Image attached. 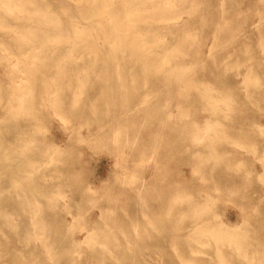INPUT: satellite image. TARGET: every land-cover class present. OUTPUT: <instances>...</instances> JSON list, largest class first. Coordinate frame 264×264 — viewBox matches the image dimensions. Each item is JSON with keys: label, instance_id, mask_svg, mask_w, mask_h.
Instances as JSON below:
<instances>
[{"label": "rangeland", "instance_id": "rangeland-1", "mask_svg": "<svg viewBox=\"0 0 264 264\" xmlns=\"http://www.w3.org/2000/svg\"><path fill=\"white\" fill-rule=\"evenodd\" d=\"M36 1L40 7L46 6L48 9H45L50 10L53 15L60 16L59 18L63 21L65 27L70 29L71 24L75 28L78 25L76 29L81 30L83 28L82 31L84 30L85 33L87 31V37L83 38V41L78 44L79 47H76L77 49L71 52V55H73L72 60L68 59L64 53H60L52 58L45 57L48 56V53H44L43 57L45 59L43 58V60L45 63L50 64L41 68V70L36 69V71L33 68L35 63H37L36 60L39 59L34 58L31 56L32 54L28 53H31L32 50L30 51V49L32 48L29 47L30 45H27L29 41L21 40L22 33H24L21 28H24V31H29L32 28L34 31H39V28L42 26L32 20H21L18 13H16L17 16L13 14H9V16L7 13L2 14L0 9V22L5 27L0 28V115L4 113L8 114L7 107L14 104L11 98L15 95L22 94V92L23 94L28 93V97L32 95L30 98L25 99L24 104L25 106L28 105V108L24 106L26 112H23V114L21 112L14 117L18 130L16 129L14 135L6 139L7 142L5 144L9 143L15 146L17 145L16 143L23 144L21 142L25 141L27 142V146L30 145L29 149L38 146L39 148L49 149L52 152L54 160H50V164L40 166L41 156L39 157L38 151L30 150L26 153L27 157H22V160L24 163L29 164H25L26 169L22 168L21 171L15 174L16 176L22 174V177H24L21 180V184L25 190H18V193L23 194L21 197L18 196L22 200H28L27 205L29 207L31 206V203L29 204L30 199L33 200L32 197L30 198L33 190L39 193L36 196V200H42V202L47 198L52 200V197H54L53 200L69 199L71 213L67 214V212H63L58 214L57 218H53L48 216L50 209H44L41 214L45 218V221L42 220V224L44 223L43 225H47V228H50L49 232L44 230L50 235L48 238H50L49 242L51 247H53V249L51 248V255L55 259L51 261L53 258L48 259L40 239H36L35 242L33 234L29 233L30 235H28L26 241H23L25 234L23 227L25 219L23 216L25 214L17 205L18 200L21 199L19 197L17 199V191L10 186L9 174L1 171L0 189L1 192L4 191L2 192L3 201L0 204V217H2L0 218V264H109L115 261L114 259H111V261L108 259L110 253L115 251V249H131L134 247L135 241L143 238L145 233L157 235V232H154L150 226L149 221L165 214L167 204L162 205L161 203L171 198L176 202L175 207L173 206L176 216L173 217V220L176 219V223L174 224L177 225L173 232L176 234L166 239L163 246H159L158 244L149 246V249L154 251L153 255L156 259L161 260H153L151 263L147 262L148 264H264V88L260 90V87L264 85V78H262L264 77V0H172L173 5L175 3L177 7L178 3V9L183 11V13L181 12L180 19L170 23L172 30L167 27L168 25L164 21L160 22L159 20V22L157 20L156 22L152 21L147 26L141 25V28L145 29L147 36L163 37L162 39L165 43L161 47H158V50L156 49L155 53L151 55V57L155 55V58H160L159 62L164 57H170L171 49L174 46H179V49L187 53H179L177 56L171 55L169 58V62L171 63L167 67H174L176 65L174 64V59L180 58L177 62L180 69H183V67L189 69V71L187 70L188 72L182 75L187 79L179 80L174 86L162 80L158 83L151 81L150 78L152 76L149 74V71L141 72L134 70L132 68V53H128L127 50L123 49L113 52L106 50L107 53L115 55L118 58L117 70L113 69L114 59L110 58L111 63L108 70L98 67L87 71L86 74H81V68L85 66L82 62L91 63L84 60L86 54H89V57L93 58L94 52H96L94 50H98L99 52L109 42H113L116 38H113L111 33L115 29L108 27L110 26L109 23H106V27L105 21L102 19L98 18L101 22L99 20L90 22L79 16L78 9H82L81 11L90 9V5H86V1L88 0ZM120 1L114 0L113 6L111 5V8H114V5L117 6L121 3L117 7L115 6V11L118 10L116 13L120 12L118 18L120 19L123 15L122 19L118 20L120 22L117 31L120 30L123 33L127 31L126 25L129 24L130 20L128 21L129 17H125V15L129 9V12L135 13H131L133 16L137 15L135 17L130 15L132 20L134 19L132 24H135V18L137 19L141 12L149 11L148 13L153 12L154 16L155 14L156 17L159 16L157 11L150 12L152 8L150 3L151 5L157 4L160 0H155L154 2L145 0V2H148H141L142 5L139 4V6L133 3L135 5L134 7L131 4L134 7L133 9L131 5L130 7L128 6L131 0H127L128 3L125 0ZM4 2L7 3L8 0ZM158 3L160 4L161 2ZM86 6H88V9H85L87 8ZM135 8L138 9L137 13ZM148 13L146 12L145 14ZM126 16L129 15L127 14ZM12 17L15 19L19 18V21H15ZM5 22L11 25L9 27L13 31L9 30L8 24ZM135 22L136 24L139 23L138 21ZM96 23L100 24V26L103 24L102 29ZM91 24L93 25L90 26ZM121 26H125V29ZM254 26H258V28ZM19 27L21 28L19 29ZM141 28L140 31L142 30ZM144 29L142 30L143 33H145ZM258 29L259 31H257ZM120 31L118 33L122 34ZM193 32L196 34L195 36ZM11 34H13V39L11 38L13 41L8 38L12 36ZM18 38H20L21 42H19L20 40L18 41ZM102 38L103 40H101ZM88 43L90 45L93 43L92 47ZM117 44L128 46V43L123 42H118ZM22 45H27L28 47H25V49ZM8 48H11V50ZM21 49L25 51L22 52ZM27 49H29L28 52H26ZM5 52L10 54V57ZM157 52L160 53L158 54ZM16 53H19L22 58L20 55H14ZM42 53L40 55H43ZM23 56L26 58L24 59ZM30 57L35 59L34 63L30 62L31 60L33 61ZM6 59L10 60L6 61ZM15 59L18 62L23 60L22 64L20 62L16 63ZM57 61H68V63L76 64L78 72L69 70L63 73L59 71L60 68L55 63ZM223 64L226 65L223 66ZM30 66H33V68ZM228 66H230L229 69ZM222 68H224V71ZM21 69L24 72L23 74ZM23 69L25 71L26 69H31V73L29 72L28 74L29 70H27L25 77ZM246 70L250 73L247 74ZM11 71L15 73H13L14 76L13 74L11 75ZM161 71L155 73L161 79L172 77L170 76L171 72L174 77L176 74L180 76L179 72L174 73V71L165 69ZM193 73L196 74L194 75ZM15 75L18 77L15 78ZM32 75L35 77V80L31 77ZM191 75L192 77H190ZM11 76L13 77L11 78ZM76 76L83 77L82 81L79 82L74 79ZM145 76L148 78L146 81L142 80ZM253 76L256 78H253ZM52 77L58 79L52 81ZM26 78L31 80L27 79L28 84L26 83ZM217 78L224 79V81L219 82L216 80ZM250 78L253 81L258 78V81L253 82ZM12 81L19 83L15 84ZM185 83H187L190 90L193 89L190 91ZM245 83L249 86L248 89ZM249 83H251V86ZM257 83H261L260 86ZM45 84L48 87V92L53 93L55 91L57 93L55 94L54 92V95L52 93L47 94ZM192 84H194L195 88ZM12 85H15V89ZM181 86L185 87L182 88ZM12 87L13 90H11ZM20 87H23L22 92L20 91ZM29 87L33 90L29 91ZM203 87L209 91L206 92ZM25 90L26 92L24 93ZM11 92L14 96L10 94ZM45 92L46 96L49 95L50 99L45 96ZM204 92L207 94H204ZM252 92L253 94H251ZM208 93H211V96ZM75 94L76 96H73ZM190 94L197 95L196 101L189 102L186 100ZM226 94L229 98L225 97ZM53 97L56 102L51 100ZM75 97H78L76 102H74ZM213 97L217 99L214 98L215 102L212 99ZM220 98L221 101H219ZM251 98L254 100H250ZM27 99H32V102L26 101ZM230 99L232 103L229 102ZM258 100L260 101L258 102ZM51 102L53 104H49ZM54 103L57 106L59 105L57 109ZM226 103H230V108ZM211 104L212 106H216V109ZM225 104L230 109L227 108L229 110L228 113L234 112L233 114H227L226 111L228 110H226ZM44 105H47L46 108ZM102 109L106 110L100 112L99 110ZM213 109L219 111L216 112ZM59 110L61 113H59ZM221 111L224 112L222 113ZM55 112L56 115L54 114ZM187 113H189L188 116ZM182 114H185L184 117L181 116ZM224 114L228 115V117H225ZM0 119L2 120V118ZM206 125L209 127H206ZM211 126H215V128L213 127L215 130ZM192 135H196L197 138ZM197 139H199L198 141L201 140V142H196ZM211 155L214 156L210 158L212 161L209 160ZM206 157H208V160ZM216 158H218V162L215 164ZM211 164H215L216 166H212ZM27 167L29 170L31 167L35 168H31L29 171ZM212 168L213 171H211ZM30 181L34 183H28ZM30 185L35 186V188L29 189L31 188ZM24 192L28 196V198L26 196L27 199ZM40 193L45 196H42ZM60 195L64 196V198ZM201 208V215L193 216L196 219L191 218L192 212ZM106 212L109 213L107 214ZM186 212L191 214V217ZM5 213L8 214V218H6ZM9 216L11 219H9ZM60 221V229L58 230L61 232L59 235L74 224L72 236L78 242L82 241L87 232L86 229H81L80 227L81 225H86L90 231H94L93 238L97 239V242L108 241L107 244L110 246H108L109 252L107 251V256L105 249H99L98 246H102L100 243L88 244L83 242L77 247V250L80 252L79 260L70 261V256L77 257L78 252L72 251L73 249L69 245L66 247L57 245L58 241L55 234V229L57 228L54 226L55 223ZM222 224H226L230 229L234 227L233 229L238 230L236 231L237 234H245L244 236L240 235V237L236 236L238 237L236 239L240 241L239 247L243 241L242 245L246 247H242L245 249L240 248L241 251L240 249L237 251L238 249H234L232 245L212 243L211 237H205L211 243L197 245L194 243L196 242L194 238H197L196 233L190 235V237L194 238L184 235L193 232L197 227H201V225L218 228ZM11 228L14 229L12 230ZM116 229H119V231ZM134 232L137 233L134 234ZM188 238L190 239L188 240ZM243 238L246 240L244 241ZM174 240L181 242L186 240L191 242V244L171 245L170 242ZM246 243L250 246H247ZM90 247L92 249H89ZM94 248L101 251H98V254L95 255L92 253L95 250ZM217 249L220 250L221 254L217 253ZM236 252H240L239 255ZM243 253L246 255L244 256ZM175 254L179 256L176 257ZM250 261L252 262L250 263Z\"/></svg>", "mask_w": 264, "mask_h": 264}, {"label": "bare ground", "instance_id": "bare-ground-1", "mask_svg": "<svg viewBox=\"0 0 264 264\" xmlns=\"http://www.w3.org/2000/svg\"><path fill=\"white\" fill-rule=\"evenodd\" d=\"M5 1V0H4ZM4 1H2V0H0V9H1V11H2V14H5V13H7V15H9V14H13V15H15V16H17L16 15V13H18V15H19V18L21 19V20H27V21H29V20H32V21H35V22H37L40 26H42V27H40L39 28V31H34V30H27V31H24V28H21V27H19V29L21 28L22 30H23V32L24 33H22V38H21V36H20V38H21V40L22 41H29V43L27 44L26 42V44L30 47V48H32V49H30V51H31V53L30 52H28V50L29 49H27L26 50V52H28L31 56H33L34 58H38L39 60H36L37 61V63H35V65H34V68H33V66L31 67V68H33V70H36V69H40L41 70V68H43V67H46V66H48L50 63H45V61L43 60V56H44V53L45 54H47L48 53V56H45V57H53V56H57V55H59L60 53H64L65 55H66V57L68 58V59H73V55H71V52L74 50V49H77L79 46H78V44L81 42V41H83V38L85 39V37H87V31H86V33L84 32V30L82 31V29L81 30H79V29H76L77 28V26H76V28L74 27V25L73 26H71V24H70V29L68 28V27H65L64 26V23H63V21L58 17V16H55V15H53L51 12H50V10H47L48 9V7H40V5H38L39 3L36 1V0H8V2L6 3V2H4ZM77 1V0H76ZM83 1H85V0H83ZM117 1V0H116ZM119 1V0H118ZM122 1V0H121ZM120 1V2H121ZM126 1V3H128L127 2V0H125ZM124 1V2H125ZM148 1H150V0H148ZM148 1H146L145 2V0H131L129 3L130 4H128V6L130 7V5L131 4H138V5H136V6H139V4H141L142 5V3L141 2H145V3H147ZM151 1H155V0H151ZM181 1V0H180ZM89 2V3H88ZM113 2H114V0H88V1H86V5H90V9H88V6H86L87 8H85V9H88L87 11H81L80 9H78L79 10V16H81L82 17V19L84 18L85 20H87V21H90V22H94L95 20H99V19H102V20H104L105 21V25H106V23H109V25L110 26H108V27H112V29H115V30H112V32L113 33H111V32H108V33H111V36L113 37V38H116L113 42H109L108 43V45L106 46V47H104V49H102L101 51H99L98 52V50H94V51H96V52H94V57L93 58H90L89 57V54H86V57L84 58V60H87V61H90L91 63L90 64H87V62H82L83 64H85V66L83 67V68H81V70H82V73L81 74H86L87 73V71H89V70H93V69H96V68H102L103 70H108L109 68H110V58H113L114 59V70H117L118 69V65H117V59L118 58H116V56L115 55H110V53H107L106 52V50H109L110 52H113V51H118V50H120V49H123V50H127L128 51V53H132V55H133V61H132V68H134V70H139V71H141V72H147V71H149V74H151V78H150V80L151 81H153V82H159L160 80H162V81H166L168 84H170V85H172V86H174L176 83H178L179 82V80H186L182 75H184V73L185 72H188L189 71V69L188 68H184L183 67V69H180V67H179V65H178V60L180 59H174V64H176V65H174V67H167L171 62H169V58L171 57V55L173 56V55H175V56H177L179 53H183L184 52V50H182V49H179L177 46L175 47L174 46V48L173 49H171V55H170V57L168 56V57H164L163 59H162V61H158L159 59H157V58H155L154 56L153 57H151V55H153L154 53H155V51H156V49L158 48V47H161L165 42L163 41V37L161 38L160 36V38H158V37H156V36H147V34H146V31H145V29H144V32L145 33H143L142 32V26L141 25H149L150 24V22H156V20L158 21H160V22H162V21H164L168 26V28L169 29H171L172 30V25L170 24L171 22H173V21H177L178 19H180L181 18V14L183 13V11L181 10H179L178 9V3H177V7H176V5H175V3H174V5H173V1L172 0H164L163 1V3H162V0H160V1H158V2H161L160 4L157 2V4H153V5H151V3H150V6H152V8L150 9V12L151 11H157L159 14V16H157L156 17V14H155V16H154V13L153 12H151V13H148L149 11H146L148 14H145L146 12H141V14L137 17V19L135 18V21H138L139 23L138 24H136V22L134 21V23L135 24H132L133 23V20H132V18H131V16L130 15H132L131 13H133V12H129V10H127V8H126V10H127V14L129 15V16H126L125 15V17H129L128 18V23L129 24H127L126 25V27H127V31H124V33L122 32V31H120V32H122V34L121 33H118L119 31H117L118 29H119V22L120 21H118V20H120V19H122L121 17L123 16H121L120 17V19L118 18V16H120V12L118 13V15H117V13H116V11H118V10H116L115 11V6L116 5H114V8H111L113 5ZM178 2V1H177ZM47 3V2H46ZM156 3V2H155ZM221 4H222V2H220ZM41 4V3H40ZM42 4H44V3H42ZM72 4V3H71ZM71 4H69V5H71ZM78 5H79V3H77ZM119 4H121V3H119ZM118 4V5H119ZM133 4V6L135 7V5ZM45 5V4H44ZM44 5H42V6H44ZM61 5V4H60ZM73 5H75V4H73ZM80 5H81V3H80ZM112 5V6H111ZM117 5V6H118ZM124 5H125V3H124ZM148 5V4H147ZM146 5V6H147ZM85 6V5H84ZM116 6V7H117ZM127 6V7H128ZM132 6V5H131ZM131 7L132 9L134 8V7ZM59 7H61V6H59ZM83 7V6H82ZM126 7V6H125ZM125 7H123L124 9H125ZM45 8H47V9H45ZM57 8V7H56ZM138 8V7H137ZM147 8H148V6H147ZM50 9V8H49ZM144 9V8H143ZM149 9V8H148ZM77 10V11H78ZM135 10H136V13H137V11H138V9H136L135 8ZM185 10V9H184ZM121 11V10H120ZM133 11V10H132ZM141 11H143V10H141ZM14 12H15V14H14ZM66 12H68L67 10H66ZM65 12V13H66ZM129 12V13H128ZM135 12V11H134ZM182 12V13H181ZM123 13H126V12H123ZM140 13V12H139ZM138 13V14H139ZM69 14V13H68ZM133 14H135V13H133ZM63 15H66V14H63ZM4 16V15H3ZM10 16V15H9ZM70 16V15H69ZM133 16V15H132ZM135 16H137V15H135ZM135 16H133V17H135ZM65 17V16H64ZM13 18V17H12ZM17 18V17H16ZM19 18H17V19H15V18H13L15 21H19ZM70 18V17H69ZM80 18V17H79ZM99 18V19H98ZM1 19H2V17H1ZM71 19H72V17H71ZM4 20V19H3ZM2 20V21H3ZM20 20V21H21ZM69 20V19H68ZM125 20H127L126 18H125ZM155 20V21H154ZM9 21V20H8ZM100 21V20H99ZM98 21V22H99ZM122 21V20H121ZM132 21V22H131ZM158 21V22H159ZM259 21H260V19H259ZM23 22V21H22ZM71 22V21H70ZM69 22V23H70ZM74 22V21H73ZM101 22V21H100ZM99 22V23H100ZM6 23V22H5ZM32 23V22H31ZM30 23V24H31ZM75 23V22H74ZM89 23V22H88ZM104 23V22H103ZM126 23H127V21H126ZM4 24V23H3ZM6 24H8L7 26H8V28H9V30L10 31H13L12 30V28L10 29V27L9 26H11L9 23H6ZM77 24H79L78 22H77ZM81 24V23H80ZM94 24V23H93ZM93 24H91L90 26H92ZM97 24V23H96ZM101 24V23H100ZM100 24H97V26L100 28V29H102L101 27H102V25L100 26ZM122 24V23H121ZM14 25V24H13ZM17 25V24H16ZM37 25V24H36ZM69 25V24H68ZM86 25V24H85ZM124 25V24H123ZM157 25H158V23H157ZM29 26V25H28ZM27 26V27H28ZM84 26V25H83ZM259 26H260V24H259ZM2 27H4L3 25H2V23L0 22V28H2ZM26 27V26H25ZM79 27H81V26H79ZM85 27V26H84ZM103 27H105V26H103ZM106 27H107V25H106ZM105 27V28H106ZM121 27H123V26H121ZM150 27V26H149ZM161 27V26H160ZM159 27V28H160ZM254 27H257L258 28V26H254ZM5 28V27H4ZM7 28V29H8ZM14 28H16V27H14ZM30 28H31V26H30ZM90 28V27H89ZM105 28H103V29H105ZM140 28L142 29L141 31H140ZM148 28V27H147ZM18 29V30H19ZM35 29V28H34ZM87 29V28H86ZM85 29V30H86ZM93 29V28H92ZM98 29V28H97ZM122 29V28H121ZM123 29H125V26L123 27ZM122 29V30H123ZM259 29H261V28H259ZM259 29L257 30V31H259ZM2 30H4V29H2ZM109 30V29H108ZM111 30V29H110ZM15 31H17V30H15ZM21 31V30H20ZM91 31V30H90ZM97 31V30H96ZM100 31H102V30H100ZM88 32H89V30H88ZM95 32V31H94ZM98 32V31H97ZM103 32V31H102ZM106 32V31H105ZM14 33H16V32H14ZM13 33V34H14ZM101 33V32H100ZM107 33V34H108ZM192 33V32H191ZM4 34V33H3ZM6 34V33H5ZM9 34H10V32H9ZM13 34H11L12 36L10 37H8V38H10V40H11V38L13 37ZM16 34H18V33H16ZM91 34V33H90ZM90 34H88V35H90ZM102 34H104V32L102 33ZM193 34H194V32H193ZM8 35V34H7ZM97 35H98V33H97ZM96 35V36H97ZM105 35H106V33H105ZM196 34H194V36H195ZM5 36V35H4ZM19 36V35H18ZM18 36H16V37H18ZM92 36V35H91ZM104 36V35H103ZM109 36V35H108ZM107 36V37H108ZM193 36V35H192ZM193 36V37H194ZM6 37V38H7ZM97 37H99V36H97ZM15 38V37H14ZM20 38H18V41L20 40ZM106 38V37H105ZM13 39V38H12ZM82 39V40H81ZM92 39V38H91ZM97 39H100V38H97ZM17 40V39H16ZM21 40L19 41V42H21ZM93 40H95V39H93ZM101 40H103V38L101 39ZM107 40H109V39H107ZM119 40V41H118ZM187 40V39H186ZM11 41H13V40H11ZM86 41V40H85ZM87 41H89V40H87ZM96 41V40H95ZM99 41V40H98ZM105 41V40H104ZM16 42V41H15ZM118 42H123V43H128V46H125V45H119V44H117ZM180 42V41H179ZM16 43H18V42H16ZM94 43V42H93ZM93 43H91V45L89 44V46L90 47H92V44ZM167 43V42H166ZM195 43V42H194ZM19 45V44H18ZM27 45H22V46H24V48L25 47H28ZM85 45H87V44H85ZM95 45H96V42H95ZM194 45V44H193ZM6 46H8V45H6ZM17 46V45H16ZM101 46V45H100ZM103 46V45H102ZM188 46V45H187ZM1 47V46H0ZM4 47V46H3ZM19 47V46H18ZM77 47V48H76ZM86 47V46H85ZM97 47H98V45H97ZM189 47V46H188ZM7 48V47H6ZM11 48H12V46H11ZM11 48H8V49H10L11 50ZM20 48V47H19ZM185 48H186V46H185ZM2 49H4V48H2ZM7 49V50H8ZM14 49V48H13ZM17 49V48H16ZM23 49V48H22ZM21 49V50H22ZM26 49V48H25ZM90 49V48H89ZM101 49V48H100ZM189 49V48H188ZM0 50H1V48H0ZM158 50V49H157ZM161 50V49H160ZM170 50V49H169ZM4 51V50H3ZM9 51V50H8ZM18 51V50H17ZM23 51H25V50H22V52ZM68 53H67V52ZM85 51H87V50H85ZM92 51V50H91ZM90 51V52H91ZM167 51V50H166ZM263 51H264V49H263ZM25 52V53H26ZM43 52V53H42ZM162 52H164V51H162ZM4 53V52H3ZM5 53H7V52H5ZM15 53V52H14ZM20 53V52H19ZM19 53H16V54H14V55H20ZM28 53H26V54H28ZM40 53H42L43 55H40ZM83 53V52H82ZM92 53V52H91ZM158 53V52H157ZM156 53V54H157ZM160 53V52H159ZM158 53V54H159ZM184 53H186V52H184ZM24 54V53H23ZM26 54H24V55H26ZM168 54V53H167ZM167 54H166V56H167ZM187 54V53H186ZM2 55V54H1ZM9 55V57H10V54H8L7 53V56ZM22 55V54H21ZM20 55V56H21ZM184 55V54H183ZM12 56V55H11ZM20 56H19V58H20ZM27 56V55H26ZM42 56V57H41ZM164 56V55H163ZM186 56V55H185ZM4 57H5V55H4ZM13 57V56H12ZM11 57V58H12ZM14 57H16V56H14ZM158 57V56H157ZM6 58V57H5ZM21 58H22V56H21ZM23 58H24V56H23ZM26 58V57H25ZM24 58V59H25ZM30 58H32V57H30ZM42 58V59H41ZM184 58V57H183ZM182 58V59H183ZM13 59V58H12ZM11 59V60H12ZM16 59H18V58H16ZM16 59H15V61H16ZM28 60H29V58H27ZM33 59V58H32ZM45 59V58H44ZM47 59V58H46ZM89 59H91V60H89ZM131 59V58H130ZM173 59V58H172ZM213 59V58H212ZM8 60H10V59H8ZM7 59H6V61H8ZM19 60V59H18ZM18 60L16 61V63L18 62ZM21 60V59H20ZM28 60H27V62H28ZM34 60L35 59H33V61L31 60H29L31 63H34ZM23 61V60H22ZM22 61L20 62V64H22ZM24 61H26V60H24ZM213 61H214V59H213ZM212 61V62H213ZM219 61V60H218ZM237 61V60H236ZM11 62V61H10ZM9 62V63H10ZM18 62V63H19ZM97 62H99V63H97ZM183 62V61H182ZM181 62V63H182ZM222 62V61H221ZM8 63V62H7ZM12 63H13V61H12ZM15 63V62H14ZM24 63V62H23ZM56 63V65L57 66H59V68H60V70L59 71H62L63 73H65L66 71H69V70H71V71H76V72H78V66H76V64H73V63H68V61H57V62H55ZM191 63H193V62H191ZM214 64H215V62H213ZM19 64V65H20ZM26 65H27V63H25ZM24 64V65H25ZM29 64V63H28ZM228 64V63H227ZM14 65V64H13ZM18 65V64H17ZM16 65V66H17ZM33 65V64H32ZM189 65V64H188ZM203 65V64H202ZM224 65H226V64H223V66ZM258 65V64H257ZM28 66V65H27ZM187 66V65H186ZM190 66V65H189ZM188 66V67H189ZM194 66V65H193ZM232 66V65H231ZM237 66H239V64H237ZM236 66V67H237ZM262 66V65H261ZM264 66V65H263ZM15 67V66H14ZM19 67H21V66H19ZM26 67V66H25ZM208 67V66H207ZM229 67L230 66H228V69H229ZM241 67V66H240ZM251 67V66H250ZM250 67H249V69H250ZM12 68V67H11ZM17 68V67H16ZM23 68V67H22ZM190 68V67H189ZM238 68V67H237ZM236 68V69H237ZM254 68V67H253ZM163 69H165V70H171V71H174V73H176V72H179V75L180 76H178V74H176V76L174 77L173 75H172V72H171V75L170 74H168V75H170V76H172V77H169V78H166V79H161V77H158V75L157 74H155L156 72H158V71H161V70H163ZM191 69V68H190ZM203 69V68H202ZM208 69V68H207ZM223 69V71H224V68H222ZM239 69V68H238ZM260 69H262V68H260ZM11 70V69H10ZM9 70V71H10ZM19 70V69H18ZM24 71H25V69H23ZM27 70H29V69H26V71ZM31 70V69H30ZM30 70L28 71V74H29V72H30ZM188 70V71H187ZM234 70V69H233ZM248 70V69H247ZM246 70V71H247ZM255 70V69H254ZM13 71L15 72V70L13 69ZM17 71V70H16ZM20 71V70H19ZM21 71H22V69H21ZM25 71V77H26V74H27V72ZM37 71V70H36ZM193 71V70H192ZM191 71V72H192ZM203 71V70H202ZM208 71V70H207ZM251 71V70H250ZM12 72V71H11ZM10 72V73H11ZM14 72H12L11 73V75L14 73ZM34 72V71H33ZM162 72V71H161ZM24 72L22 71V74H23ZM31 73V72H30ZM164 73H167V72H164ZM170 73V72H169ZM173 73V74H174ZM246 73V72H245ZM248 73H250V72H248L247 71V74ZM15 74V73H14ZM14 74H13V76H14ZM194 74V73H193ZM196 74V73H195ZM194 74V75H195ZM252 74V73H251ZM18 75V74H17ZM31 75V74H30ZM29 75V76H30ZM165 75V74H164ZM163 75V76H164ZM214 75V74H213ZM238 75H239V73H238ZM237 75V76H238ZM250 75V74H249ZM249 75H248V78H249ZM13 76H11V78L13 77ZM16 76V75H15ZM19 76H21V75H19ZM23 76V75H22ZM21 76V77H22ZM162 76V75H161ZM18 76H16L15 78H17ZM20 77V78H21ZM31 77H33V80H35V77L32 75ZM30 77V78H31ZM166 77V76H165ZM186 77V76H185ZM188 77V76H187ZM190 77H192V75L190 76ZM196 77V76H195ZM224 77V76H223ZM242 77H244V76H242ZM250 77H251V75H250ZM10 78V79H11ZM14 78V79H15ZM248 78H246V79H248ZM253 78H256V77H254L253 76ZM262 78H264V77H262ZM28 78H26V83L28 82V80H30V79H28ZM56 79H58V78H55V77H52V81H54V80H56ZM74 79H76L77 81H82V79H83V77H80V76H76ZM190 79V78H189ZM251 79V78H250ZM258 79V78H257ZM256 79V80H257ZM13 80V79H12ZM142 80H148V78H146V76H145V78H142ZM193 80V79H192ZM217 81H219V82H221V81H224V79H221V78H217L216 79ZM252 80V79H251ZM251 80H249V81H251ZM256 80H254V81H256ZM24 81V80H23ZM22 81V82H23ZM31 81V80H30ZM195 81V80H194ZM244 81V80H243ZM247 81V80H246ZM253 81V80H252ZM253 81V82H254ZM258 81V80H257ZM185 82V81H184ZM187 82V81H186ZM197 82H199L198 80H197ZM197 82H196V84H197ZM12 83H15V82H13L12 81ZM16 83H19V82H16ZM15 83V84H16ZM21 83V82H20ZM25 83V82H24ZM29 83V82H28ZM27 83V84H28ZM31 83V82H30ZM192 83V82H191ZM190 83V84H191ZM194 84H195V82H193ZM201 83V82H200ZM199 83V84H200ZM247 83V82H246ZM246 83H245V85H246ZM264 83V82H263ZM22 84V83H21ZM26 84V85H27ZM161 84H163V83H161ZM186 84V87H188V89H189V86L187 85V83H185ZM194 84H192L193 85V87H194ZM207 84V83H206ZM209 84V83H208ZM248 84V83H247ZM250 84V86H251V83H249ZM257 84H259V83H257ZM261 84V83H260ZM260 84H259V86H260ZM24 85V84H23ZM164 85V84H163ZM167 85V84H166ZM182 85V84H181ZM184 85V84H183ZM210 85H212V84H210ZM209 85V86H210ZM222 85V84H221ZM220 85V86H221ZM243 85V84H242ZM13 86V85H12ZM15 86V85H14ZM13 86V87H14ZM45 86V89H47L46 90V92H47V94H49V93H52V92H48L49 90H48V87L46 86V84L44 85ZM48 86H50V85H48ZM80 86H81V83H80ZM165 86V85H164ZM177 86H178V84H177ZM191 86V85H190ZM196 86V85H195ZM199 86V85H198ZM213 86V85H212ZM246 86H248V85H246ZM245 86V87H246ZM258 86V85H257ZM258 86V87H259ZM264 85H262L261 87H260V90H262L264 87H263ZM13 87H12V89L11 90H13ZM31 87V86H30ZM30 87L28 88V89H30ZM180 87V86H179ZM182 87V86H181ZM183 87H185V86H183ZM182 87V88H183ZM202 87V86H201ZM206 87V86H205ZM205 87H203V88H205ZM208 87V86H207ZM256 87V86H255ZM258 87H257V89H258ZM18 88V87H17ZM16 88V89H17ZM21 88V87H20ZM23 88V87H22ZM22 88H21V92H22ZM33 88V87H32ZM50 88V87H49ZM82 88V87H81ZM195 88V87H194ZM198 88V87H197ZM199 88H200V86H199ZM198 88V89H199ZM202 88V89H203ZM222 88V87H221ZM220 88V89H221ZM249 88V86L247 87V89ZM262 88V89H261ZM2 89V88H1ZM14 89H15V87H14ZM24 89H25V87H24ZM27 89V90H28ZM44 89V90H45ZM54 89V88H53ZM79 89H80V87H79ZM180 89V88H179ZM186 89V88H185ZM193 89V88H192ZM191 89V90H192ZM197 89V90H198ZM211 89V88H210ZM212 89H214V88H212ZM247 89H244V90H247ZM252 89H254L253 87H252ZM257 89H256V91H257ZM31 90H33V89H30L29 91H31ZM184 90V89H183ZM190 90V89H189ZM190 90V91H191ZM196 90V89H195ZM205 90H206V88H205ZM204 90V91H205ZM10 91V90H9ZM15 91V90H14ZM13 91V92H14ZM57 91V90H56ZM78 91H80V90H78ZM182 91V90H181ZM180 91V92H181ZM185 91V90H184ZM209 91V90H208ZM207 90H206V92H208ZM214 91V90H213ZM216 91V90H215ZM254 91H255V89H254ZM253 91V92H254ZM259 91V90H258ZM16 92V91H15ZM18 92H19V89H18ZM26 92V90L24 91V93ZM44 92V91H43ZM42 92V93H43ZM46 92H45V96H46ZM55 91H53V93H54ZM186 92V91H185ZM200 92V91H199ZM206 92H204V94L206 93ZM211 92V91H210ZM219 93H220V91H218ZM218 92H216L218 95H219V93ZM253 92L251 93V94H253ZM262 92V91H261ZM17 93V92H16ZM16 93H14V94H16ZM52 93V94H53ZM57 92H55V94H56ZM79 93V92H78ZM78 93H77V95H78ZM182 93V92H181ZM201 93H202V90H201ZM211 93H214V92H211ZM211 93H208L209 94V96H211ZM10 94H12V92L10 93ZM27 94L28 93H26V94H23V92H22V94H17V95H13L12 94V96H14L13 98H11V100L13 101H11L12 103H14V104H11V105H9L8 107H7V112H8V114H1L0 115V118H2V120L0 119V122L1 121H3L2 122V124H0V141H2V143H0V173H1V171H5V172H7L8 174H9V180H10V186H12L16 191H17V193H18V190H20V189H23V190H25L24 189V186L21 184L22 182H21V180L24 178V177H22V174L20 175V176H16L15 174L17 173V172H19V171H21L22 170V168H24V169H26V165L25 164H29V163H24L23 162V160H22V157H24V156H26V153H28L30 150L32 151V150H34V151H38V154H39V157H40V161H41V164H40V166H42V165H47L49 162H50V160L52 161V159H53V155L51 154L52 152L49 150V149H44V148H39V146L38 147H33L32 149H29L30 147V145L29 146H27L26 144H27V142H21V143H23V144H20V143H16L17 145H12V144H5V142H7L6 141V139L7 138H9V136H11V135H14V133L16 132V129H17V126H16V122L14 121L15 120V116L17 115V114H19V113H21L22 112V114H23V112H26V110H25V108H24V106H25V99L26 98H30L32 95H31V93H30V97H28L27 96ZM44 94V93H43ZM186 94H188V93H186ZM196 94H197V92H196ZM207 94V93H206ZM247 94H249V93H247ZM255 94V93H254ZM54 95V94H53ZM185 95V94H184ZM27 96V97H26ZM51 96V95H50ZM57 96V95H56ZM73 96H76V94L75 95H73ZM97 96H99V95H97ZM177 96V95H176ZM179 97H180V95H178ZM196 96L197 95H192V94H190L189 96H187V98H186V100H188L189 102L190 101H196ZM198 96H199V94H198ZM204 96V95H203ZM213 96V95H212ZM223 96V95H222ZM249 96H251V95H249ZM248 96V97H249ZM255 96H256V94H255ZM263 96V95H262ZM47 98L49 97V95L48 96H46ZM178 97V98H179ZM199 97H201V96H199ZM205 97H207V96H205ZM224 97V96H223ZM225 97H227V94H226V96ZM231 97V96H230ZM254 97V96H253ZM260 97V96H259ZM43 98V97H42ZM45 98V97H44ZM78 97H75V101L74 102H76V99H77ZM208 98V97H207ZM210 98V97H209ZM214 98L216 99V97H213L212 99H213V101H214ZM227 98H229V97H227ZM226 98V100H228ZM10 99V98H9ZM8 99V100H9ZM34 99V98H33ZM46 99V98H45ZM49 99H50V97H49ZM55 98L53 97V99H51L52 101L54 100ZM57 99H58V97H57ZM56 99V100H57ZM225 99V98H224ZM249 99V98H248ZM253 98H251L250 100H252ZM261 99H263V98H261ZM32 100V99H31ZM31 100H29V99H27L26 101H31ZM43 100V99H42ZM200 100V99H199ZM203 100V99H202ZM209 100V99H208ZM217 100V99H216ZM219 100V99H218ZM254 100V99H253ZM256 100V99H255ZM45 101V100H44ZM55 101V100H54ZM59 101H61V99H59ZM213 101H210L211 103L213 102ZM219 101H221V98H220V100ZM222 101H223V99H222ZM260 100H258V102H259ZM0 102H1V100H0ZM32 102V101H31ZM30 102V103H31ZM46 102H47V100H46ZM49 102V101H48ZM56 102V101H55ZM215 102V101H214ZM213 102V103H214ZM225 102H227V101H225ZM229 102H231V99H230V101ZM253 102H256V101H253ZM35 103V102H34ZM207 103H208V101H207ZM222 103V102H221ZM232 103V102H231ZM263 103V102H262ZM1 104V103H0ZM9 104V103H8ZM29 104V103H28ZM32 104V103H31ZM30 104V105H31ZM48 104V103H47ZM49 104H53V102H51V103H49ZM48 104V106L49 107H51V105H49ZM54 104H56V103H54ZM224 104V103H223ZM226 104H228V103H226ZM226 104H225V108H226V110H228L229 108H230V103L228 104V106H229V108L226 106ZM255 104V103H254ZM27 105V104H26ZM218 105V104H217ZM232 105V104H231ZM258 105H259V103H258ZM263 105V104H262ZM28 106V105H27ZM27 106H25L26 108H28ZM45 106V105H44ZM47 106V105H46ZM46 106H45V108H46ZM53 106H55V105H53ZM208 106V105H207ZM211 106H212V104H211ZM214 106V105H213ZM212 106V107H213ZM260 106V105H259ZM57 107H59V105L57 106V104H56V106H55V108L57 109ZM209 107V106H208ZM234 107V106H233ZM256 107H258V106H256ZM264 107V106H263ZM5 108V107H4ZM9 108V109H8ZM45 108H44V110H45ZM188 108V107H187ZM210 108V107H209ZM214 108L216 109V106H214ZM220 108V107H219ZM218 108V109H219ZM228 108V109H227ZM260 108V107H259ZM261 108H262V106H261ZM50 109V108H49ZM48 109V110H49ZM54 109V108H53ZM55 109V110H56ZM183 109V108H182ZM192 109V108H191ZM195 109V108H194ZM215 109H213L214 111H216ZM233 109V108H232ZM54 110V111H55ZM106 110V109H105ZM105 110H99L100 112L101 111H105ZM184 110V109H183ZM210 110H211V108H210ZM219 110H221V109H219ZM219 110H217V111H219ZM226 110H224V111H226ZM230 110V109H229ZM229 110L228 111H226L227 112V114L228 115H230V114H233V113H228L229 112ZM1 111H2V109H1ZM27 111H28V109H27ZM31 111V110H30ZM41 111V110H40ZM56 111H58V110H56ZM182 111V110H181ZM194 111V110H193ZM212 111V110H211ZM216 111V112H217ZM223 111V112H224ZM4 112H6V111H4ZM46 112V111H45ZM49 112V111H48ZM47 112V113H48ZM222 112V111H221ZM221 112H220V114H221ZM222 112V113H223ZM231 112H232V110H231ZM1 113V112H0ZM3 113V112H2ZM29 113V112H28ZM50 113V112H49ZM59 113H61L60 112V110H59ZM184 113H185V111H184ZM196 113V112H195ZM211 113V112H210ZM213 113V112H212ZM27 114V113H26ZM55 115H56V112L54 113ZM188 114L189 113H187V116H188ZM216 114V113H215ZM217 114H219V113H217ZM48 115V114H47ZM57 115H59V114H57ZM185 115V114H184ZM184 115L182 114L181 116H183L184 117ZM223 115V114H222ZM225 115V117H228V115L226 116V114H224ZM18 116H20V115H18ZM46 117V116H45ZM60 117V116H59ZM230 117V116H229ZM19 118V117H18ZM40 118H41V116H40ZM47 118V117H46ZM62 119V118H61ZM38 125V124H37ZM208 125H206V127H207ZM209 127V126H208ZM212 127V126H211ZM210 127V128H211ZM214 128H215V126H213ZM212 127V128H213ZM37 128H39V127H37ZM203 128V127H202ZM213 128V129H214ZM40 129V128H39ZM189 129V128H188ZM209 129V128H208ZM207 129V130H208ZM217 129V128H216ZM18 130V129H17ZM210 130V129H209ZM208 130V131H209ZM215 130V129H214ZM201 135V134H200ZM200 135H199V137H200ZM192 136H195L196 137V135H192ZM79 137V136H78ZM192 138V137H191ZM197 138V137H196ZM201 139H202V137H200ZM84 139V138H83ZM193 139L195 140V138L193 137ZM194 140H193V142H194ZM199 139H197L196 140V142H201V140L200 141H198ZM81 143V142H80ZM196 145V144H195ZM2 146V147H1ZM185 152V151H184ZM55 153V152H54ZM37 155V154H36ZM55 155V154H54ZM214 155V154H213ZM216 156V155H215ZM27 157V156H26ZM211 157H214V156H210L209 157V160H211L210 158ZM217 157V156H216ZM192 158V157H191ZM207 158V160H208V157H206ZM205 158V159H206ZM188 159V158H187ZM54 160V159H53ZM215 160V159H214ZM217 160V161H216ZM216 160L214 161V163L216 164V162H218V158H216ZM212 161V160H211ZM33 162H34V160H33ZM31 163V162H30ZM50 164V163H49ZM215 164H211L212 166H214ZM220 164V163H219ZM34 165V164H33ZM37 165V164H36ZM52 165V164H51ZM206 165V164H205ZM210 165V166H211ZM221 165V164H220ZM219 165V166H220ZM31 166H32V164H31ZM216 166V165H215ZM224 166V165H223ZM209 167V166H208ZM32 168V167H31ZM31 168H30V170H31ZM33 168H35V167H33ZM32 168V169H33ZM37 168V167H36ZM214 168V167H213ZM213 168H212V170L211 171H213ZM27 169H28V167H27ZM38 169V168H37ZM209 169V168H208ZM29 170V169H28ZM29 170V171H30ZM203 170V169H202ZM226 170V169H225ZM24 171V170H23ZM35 171V170H34ZM27 173H29V172H27ZM26 173V174H27ZM212 173V172H211ZM211 173H210V176H211ZM30 174H32L31 172H30ZM18 175V174H17ZM209 175V174H208ZM213 175V174H212ZM26 176V175H25ZM30 176V175H29ZM1 177V176H0ZM27 177V176H26ZM29 181V180H28ZM28 183H34V182H28ZM38 185V184H37ZM28 186H29V184H28ZM31 186V188H29V189H32V188H35V186H33V185H30ZM1 188V187H0ZM61 188V187H60ZM39 189V188H38ZM73 190V189H72ZM4 191V190H3ZM2 191V192H3ZM2 192H1V189H0V204L2 203V201H3V198H2ZM28 193H29V191H27ZM31 192V191H30ZM38 192V191H37ZM47 192V191H46ZM42 193H43V191H42ZM30 194V193H29ZM31 196H30V198L32 197L33 198V200L32 199H30L31 201L29 202V204L31 203V206L29 207L27 204H28V200H22L20 197H21V195H23L22 193H18L17 194V199H18V197L21 199V200H18L19 202L17 203V205H18V208H21L22 210V212L25 214L23 217H24V219H25V222L23 223V227H24V230H25V234H24V238H23V241L25 242L26 241V239H27V237H28V235H30L29 233H31V234H33V237H34V241L36 242V239H40L41 240V242H42V244H43V248H44V250H45V253H46V255L48 256V259L49 258H51L52 257V250H51V248L53 249V247H51V245H50V242H49V240H50V238H48V237H50V235H48L47 234V232H49V227L47 228V225L45 226V225H43L42 224V220L43 221H45V218L44 217H42V213H43V210L44 209H46V210H48V209H50L49 210V212H48V216H51V217H53V218H57V216H58V214H61V213H63V212H67V214L68 213H71V211H70V201H69V199H67V200H53V198L54 197H52V200H49L48 198V200L46 199V198H44V199H46V200H43V202H42V200H36V196L37 195H39V193H36V191L35 190H33V192H31ZM41 194V193H40ZM19 195V196H18ZM24 195H25V198H26V193L24 192ZM42 195V194H41ZM42 196H45V195H42ZM62 198H64V196H62V195H60ZM81 196V195H80ZM169 196V195H168ZM24 197V196H23ZM22 197V198H23ZM27 198H28V196H27ZM26 198V199H27ZM41 198H43V197H41ZM167 198V197H166ZM171 198V197H170ZM176 198V197H175ZM35 199V200H34ZM85 200V199H84ZM169 200V199H168ZM166 201V200H164V201H162V205H165V204H167V209H166V212H165V214L163 215V216H160L159 218H157V219H152V221L150 220L149 221V223H150V226L153 228V230H154V232H157L156 234L157 235H154V234H152V233H145V235H144V237L143 238H141L140 240H138V241H135V243H134V247H132L131 249L130 248H127V249H124V248H121V249H119V250H116L115 249V251H112L111 252V250H110V257H108V259H110V261H111V259H114L115 261L114 262H116L117 264H148L147 262H149V263H151L153 260H161V259H156V257L153 255V253H154V251L152 250V249H149V246H151L152 244L154 245V244H158L159 246H163L164 244H165V242H166V239H168V238H170V236H175V232H173L174 230H175V227L177 226L176 224H174V223H176V219H174L173 220V217H176L175 216V213H174V209H173V206L175 207V205H176V202L175 201H173V199L171 198L169 201ZM17 201V200H16ZM205 207V206H204ZM204 207H202L203 209H204ZM202 208L201 209H199V210H196V211H193L192 212V217L190 216L191 214H189L188 212H186V213H188L189 214V216L191 217V218H193V216H198V215H201L200 213L202 212ZM108 211H110V210H108ZM46 212V211H45ZM1 213V212H0ZM107 213V212H106ZM109 213V212H108ZM107 213V214H108ZM185 213V214H186ZM6 214V213H5ZM5 214H4V216H5ZM11 214V213H10ZM110 214H112L111 213V211H110ZM109 214V215H110ZM185 214H183L184 216H185ZM187 214V215H188ZM7 215L8 214H6V218H8L7 217ZM102 216H103V214H101ZM182 215V217H184ZM100 216V215H99ZM98 216V217H99ZM111 216V215H110ZM188 216V217H189ZM10 217V216H9ZM182 217H180V218H182ZM186 217V216H185ZM188 217H187V220H188ZM0 218H2V217H0ZM81 218V217H80ZM79 218V219H80ZM179 218V219H180ZM190 218V219H191ZM3 219H5V218H3ZM9 219H11V217L9 218ZM77 219V218H76ZM189 219V220H190ZM193 219H196V218H193ZM72 220H73V218H72ZM105 220V219H104ZM110 220V219H109ZM182 220H183V218H182ZM182 220H180V221H182ZM12 222H13V220H12ZM60 223H61V221L60 222H58V223H55V228H57V229H55L56 230V232H55V234H56V239H57V241H58V243H57V245L58 246H62V247H66V246H70L73 250L72 251H76V252H78L77 254H78V256L77 257H73V256H70V261H75V260H79V258H80V252L77 250V247H79L80 245H81V243H88V244H91V243H96V244H98V243H100L102 246L100 247V246H98L99 247V249H105L106 250V252L109 250V248H108V246H110V245H108L107 243H108V241H99V242H97L96 240H95V238H93L94 237V231H90V229H89V227H87L86 225H81V229H86V232H87V234L84 236V238H83V240L82 241H77L76 239H74L73 238V236H72V233H73V230H74V227L73 226H75L74 224H72L71 225V227L69 228L68 227V229H65L66 231L64 232V233H62L61 235H59L60 234V230H58V229H60ZM72 223V222H71ZM7 224H9V223H7ZM11 224V223H10ZM9 224V225H10ZM15 224V223H14ZM11 225H13V224H11ZM5 226H6V224H5ZM8 226V225H7ZM45 226V227H44ZM69 226V225H68ZM118 226V225H117ZM149 226V227H150ZM200 226V225H199ZM13 227H15V226H13ZM16 227H17V225H16ZM108 227V226H107ZM143 228V227H142ZM234 228V227H233ZM230 229L226 224H222L220 227H218V228H215V227H206L205 225H201V227H197L193 232H190V233H186V234H184L185 236H188V237H190V235H194L195 233H196V236H197V238L195 239L194 237H190V238H194V240L196 241V242H194V243H196L197 245L198 244H200V245H202V244H209V243H219V244H222V243H225V244H227L228 246H230V245H232L233 247H234V249H238L237 251H239V249L241 248H244V247H242V246H245V245H242V242H241V246L239 247V243H240V241H238L239 239H236V238H238V237H236L237 235L240 237V235H242V236H244L243 234H237V232L236 231H238L237 229ZM12 230L14 229V228H11ZM10 229V230H11ZM18 229V228H17ZM17 229H16V231H17ZM47 230V232L45 231V230ZM110 229V228H109ZM197 229H199L198 231H196ZM246 229V228H245ZM116 230H118L119 231V229H116ZM133 230H134V227H133ZM144 230V229H143ZM152 230V231H153ZM109 231V230H108ZM136 231V230H135ZM244 231V230H243ZM247 231V230H246ZM245 231V232H246ZM0 232H1V230H0ZM122 232V231H121ZM120 232V233H121ZM133 232V231H132ZM146 232V231H145ZM153 232V233H154ZM135 233H137V232H134V234ZM239 233H240V231H239ZM243 233V232H242ZM15 234H17V233H15ZM247 234V233H246ZM19 235V234H18ZM120 235H123V234H120ZM1 236H2V233H1ZM195 236V237H196ZM242 236H241V238H242ZM21 237V236H20ZM31 237V236H30ZM96 237V236H95ZM135 237H136V235H135ZM204 237V238H203ZM205 237H211L210 239H212V241L210 242V240H207V238H205ZM103 238H104V236H103ZM114 238V237H113ZM190 238H188V240L190 239ZM240 238V239H241ZM245 238V237H244ZM243 238V239H244ZM4 239V238H3ZM105 239V238H104ZM123 239L125 240V237L123 236ZM139 239V238H138ZM16 240H18V239H16ZM28 240H30L29 238H28ZM33 240V239H32ZM39 240V241H40ZM100 240V239H99ZM193 240V241H194ZM246 239H244V241H245ZM22 241V242H23ZM29 242V241H28ZM27 242V243H28ZM170 242V241H169ZM3 243V242H2ZM38 243V242H37ZM40 243V242H39ZM117 243V242H116ZM124 243H127V242H124ZM252 243V242H251ZM250 243V244H251ZM32 244V243H31ZM88 244H86V245H88ZM128 244V243H127ZM170 244L171 245H173V244H187V245H189V244H191V242H189V241H186V240H183L182 242L181 241H179V240H177V241H172V242H170ZM244 244V243H243ZM247 244V243H246ZM26 245V244H25ZM37 245V244H36ZM117 245V244H116ZM115 245V246H116ZM257 246H259L258 244H256ZM41 246V245H40ZM93 246V245H92ZM247 246H250L249 244H247ZM253 246V245H252ZM251 246V247H252ZM36 247V246H35ZM120 247V246H119ZM188 247V246H187ZM191 247V246H190ZM189 247V248H190ZM246 247V246H245ZM34 248V247H33ZM55 248V247H54ZM116 248V247H115ZM118 248V247H117ZM192 248V247H191ZM89 249H92L91 247L89 248ZM95 249V248H94ZM97 249V248H96ZM94 250L92 253L93 254H98V251H101V250H99V249H97V250ZM241 249H240V251H241ZM245 249V248H244ZM243 249V250H244ZM247 249V248H246ZM104 250V251H105ZM92 251V250H91ZM173 251V250H172ZM193 251V250H192ZM191 251V252H192ZM217 251V253H220L219 251V249H217L216 250ZM109 252V251H108ZM108 252L106 253V256H107V254H108ZM157 252H159V251H157ZM174 252V251H173ZM188 252V251H187ZM247 252V251H246ZM53 253H55L54 251H53ZM102 253H103V251H102ZM238 255H239V253L238 252H236ZM92 254V255H93ZM103 254H105V253H103ZM221 254V253H220ZM244 254V253H243ZM250 254V253H249ZM252 254V253H251ZM7 255V254H6ZM54 255V254H53ZM102 255V254H101ZM223 255V254H222ZM246 254H244V256H245ZM103 256V255H102ZM175 256L177 257V256H179V255H176L175 254ZM224 256V255H223ZM240 256H242V254H240ZM219 257V256H218ZM247 257H248V255H247ZM53 258V257H52ZM51 258V259H52ZM178 258H180V257H178ZM217 258V257H216ZM220 258H221V255H220ZM224 258H225V256H224ZM223 258V260H225ZM243 258V257H242ZM246 258V257H245ZM244 258V259H245ZM251 258V257H250ZM254 258V257H253ZM54 259L55 258H53V260H51V261H54ZM56 259H57V257H56ZM89 259H90V257H89ZM91 259H92V257H91ZM107 259V258H106ZM177 259V258H176ZM243 259V260H244ZM180 260H182V259H180ZM250 260V259H249ZM248 260V261H249ZM254 260V259H253ZM59 261V260H58ZM57 261V262H58ZM61 261H62V259H61ZM87 261H88V259H87ZM245 261H247V260H245ZM247 261V262H248ZM49 262H50V260H49ZM56 262V263H57ZM114 262H111V263H109V264H116V263H114ZM160 262V261H159ZM179 262V261H178ZM184 262H186V261H184ZM227 262H229V261H227ZM252 261H250V263H251ZM161 263V262H160ZM187 263V262H186ZM221 263V262H220ZM185 264V263H184ZM222 264V263H221ZM229 264V263H228ZM249 264V263H248Z\"/></svg>", "mask_w": 264, "mask_h": 264}]
</instances>
